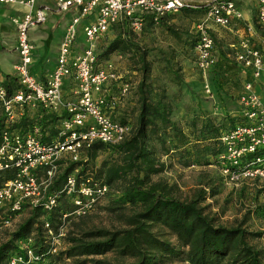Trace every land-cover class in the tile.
<instances>
[{"label": "built area", "instance_id": "1", "mask_svg": "<svg viewBox=\"0 0 264 264\" xmlns=\"http://www.w3.org/2000/svg\"><path fill=\"white\" fill-rule=\"evenodd\" d=\"M39 1L0 0L3 5L26 8L12 19L17 35L19 88L9 91L0 83V117L5 119L0 172L14 171L13 178L0 186V239L25 208L41 206L52 212L59 206L58 195L50 192V187L68 162L84 160L95 143L119 145L131 137L133 128L115 121L107 112L106 86L121 81L123 75L115 63L98 65L97 60L98 43L111 33L113 26L127 21L135 33H140L146 16H152L157 23L161 17L182 9L203 7L206 13L196 26L199 39L194 52L197 68L206 74L211 73L218 61L214 33L218 28L230 30L233 20L243 19L241 3L256 2L257 24L264 32V0H211L203 5L184 0H55L53 8L39 7ZM74 9L78 13L66 29L56 67L45 81H40L32 73L35 46L30 33L44 25L51 12L67 14ZM84 19L88 20L82 28L86 45L82 52L73 54ZM230 50L235 61L250 71L253 81L263 77L264 42L254 45L248 34L239 35L230 44ZM68 79L74 85L70 98L63 92ZM131 88L129 82H122L119 99L127 97ZM205 89L211 95L210 86ZM244 89L239 104L246 123L222 135L223 151L218 158L223 177L235 186L246 181H264V156L258 155L264 149V89L257 93L251 82ZM41 108L60 118L55 139L44 143L37 123L25 133L12 130L28 111ZM111 192L100 180L79 179L77 173L67 177L64 195L71 199L72 211L62 216L58 233L49 222L45 223L52 255L65 249L61 241L66 223L93 213ZM31 243V238L20 242L21 252L13 255L8 264H39L41 260Z\"/></svg>", "mask_w": 264, "mask_h": 264}, {"label": "trees", "instance_id": "2", "mask_svg": "<svg viewBox=\"0 0 264 264\" xmlns=\"http://www.w3.org/2000/svg\"><path fill=\"white\" fill-rule=\"evenodd\" d=\"M178 13L205 15L206 11L203 7L185 8ZM171 14L161 17L157 23L152 16H146L143 30L149 23L153 26L163 24L167 32L182 43V35L164 22ZM196 26L194 24L191 33L193 51L199 39ZM111 33L113 39L98 57L107 60L114 54L136 55L137 67L134 70L141 74L135 93L138 115L134 126L127 122L130 117L127 111H123L127 114L120 121L130 125L133 133L119 145L95 143L84 160L68 162L50 187V192L58 195L59 206L52 212L45 211L41 206L30 209L29 217L0 243V264H8L13 255L21 252L20 242L29 238L32 240L30 247L41 260L39 264H51V261L56 264L64 261L70 264H114L106 259L109 254H114L120 264H166L168 261L184 264H264V252L248 242L249 237L257 238L262 233L247 231L245 223L234 227L216 225L215 220L206 213L203 204L218 194L216 189L201 187L193 191L189 198L180 199L177 185L154 179L167 169L162 157H172L173 153L183 158L192 157L193 150L188 148L191 134L185 133L183 127L173 120L174 104L167 88L152 81V66L147 51L136 40L138 33L132 30L127 21L113 26ZM231 55L232 51L226 53L225 57ZM218 62L219 58L211 73L215 72ZM121 82L129 81L123 76ZM38 111L40 117L37 121L25 116L12 130L25 133L37 123L42 129V141L51 142L57 137L60 118L42 108ZM195 125L193 121L192 126ZM4 129L5 119L0 117V141ZM199 134L202 137L197 139L198 142L217 140L214 164L219 167L223 134L220 135L219 128L211 122L204 123ZM197 136L193 135L192 139ZM103 153H108L109 157L97 165ZM258 155L264 156V149ZM74 173L79 179L93 178L111 188L108 210L119 213L123 225L114 229L70 232L66 237L65 249L52 255L45 223L49 222L54 232L58 233L62 216L72 211L64 188L67 177ZM13 176V170L0 172V186ZM247 182L261 183L258 192H264V181ZM158 228L166 230V233H159L156 231ZM166 237H172L175 241ZM127 259L132 261L125 263Z\"/></svg>", "mask_w": 264, "mask_h": 264}, {"label": "rangeland", "instance_id": "3", "mask_svg": "<svg viewBox=\"0 0 264 264\" xmlns=\"http://www.w3.org/2000/svg\"><path fill=\"white\" fill-rule=\"evenodd\" d=\"M188 1L203 5L211 0ZM203 18V14L173 13L164 20L167 25L174 27L182 35V43L173 38L163 24L153 26L149 23L143 32L135 36L137 42L148 53V60L152 66V81L157 85L165 86L169 96L172 97L174 104L173 120L183 127L185 133L191 134L189 135L191 142L188 148L193 150L191 153L192 157L186 156L183 158V156L174 153L172 157H162L161 160L166 162L167 169L154 179H162L170 184L177 185L179 189L177 196L180 199L189 198L193 191L201 187L216 189L218 194L203 204L206 213L215 220L216 225L234 227L240 223H245L244 228L247 231L262 233L257 238L249 237L248 242L264 252V192H258L262 184L247 181L239 186L229 184L223 177L221 169L214 164L215 153L218 149L217 140L197 141V139L202 137L199 133L202 125L206 122L214 123V126L219 128L220 135L246 123L242 117L239 97L245 90L244 87L247 83L244 81L247 73L238 65L232 55L228 56L229 58L225 57L226 53L231 52L230 44L235 42V38L228 29L218 28L214 33L219 58L215 72L206 74L196 66V56L191 46L193 39L191 33L194 24H198ZM109 35L111 36H106L98 43V55L113 39V33ZM82 48L83 42L78 43V49ZM136 58L137 56H132V54H114L107 60L97 57L98 65L113 62L119 67L120 73L131 84L130 93L132 92V97H135L141 80V74L134 70L137 67L135 65L137 62ZM185 69H189L188 71L195 75L196 78L191 80ZM255 81L261 82L259 90L262 92L264 79ZM206 85L210 86L211 95L206 92ZM130 93L128 96H130ZM127 97L124 99H127ZM125 102L131 103L135 101H123V103ZM136 109L137 107H134V110L131 107L125 109V111L129 110L131 112L128 113L130 117H128L127 121L131 126H134L135 123L134 114ZM123 111L120 110L119 115L113 114L112 118L120 122L123 114H127ZM193 121L196 122L195 126H192ZM193 131L197 134H194L195 132ZM193 135L198 136L192 139ZM108 157V153L101 154L97 160V165L107 160ZM66 201L71 204V199L68 198ZM110 202L108 197L93 213L83 218L72 220L69 224L66 223L64 238L61 241L63 247L67 245L66 237L70 232L79 233L81 230L122 227L123 221L119 217V213L108 210ZM62 205L64 207V204ZM257 209H261V211L259 212ZM29 215L30 209L27 208L14 222L13 227L2 233L0 243L6 240L8 235ZM156 231L161 234L166 233V230L161 228ZM166 238L173 242L175 241L172 237ZM106 259H109L114 264H120L114 254H109ZM131 261L127 259L125 263H130ZM51 264L56 263L51 261ZM59 264H70V262L64 261ZM166 264L184 263L168 261Z\"/></svg>", "mask_w": 264, "mask_h": 264}, {"label": "crops", "instance_id": "4", "mask_svg": "<svg viewBox=\"0 0 264 264\" xmlns=\"http://www.w3.org/2000/svg\"><path fill=\"white\" fill-rule=\"evenodd\" d=\"M54 3L55 0H40L38 5L39 7L48 6L53 8ZM240 9L243 12V19L240 21H232V27L229 30L230 34H232L235 39L238 38L239 35L242 36L244 34H248V36L252 38L254 45L260 46L264 42V32L257 24L256 2H252L249 4L241 3ZM25 10L26 8L21 5L10 6L0 3V83H2L10 91L19 88V82L16 72V65L19 63V56L17 53V35L12 19L17 15H20ZM77 13L78 11L75 9L67 14H57L55 12H51L49 14L47 22L44 25L39 26L31 31L30 38L33 42V45L35 46L32 73L36 78H38V80L45 81L48 76L54 71L59 55V49L63 37L66 33V29L71 19ZM87 23L88 20L84 19L81 24L78 40L73 47V54L82 52L85 48L86 44L82 28ZM81 42H83V48L78 49V43ZM188 70L189 69H185V72L189 75V78H191V80L193 78H196V76L192 75ZM245 72L247 74L244 82L254 83V90L257 93H260L261 91L259 90V84L261 82L257 83L256 81H253L250 71L245 70ZM262 79H264V75L259 81H261ZM121 84L122 82L118 81L109 83L106 86L105 95L109 104L107 112L111 116L113 114L119 115L120 110L125 111L126 108L129 109L131 107L132 109H134V107H138L136 103V101H138L137 97H132V92L130 93V96L127 97V99H119ZM73 87L74 85L71 79L65 81L63 92L66 98H70ZM123 101L135 102L123 103ZM136 110L134 114L135 118L138 115V111ZM127 113L131 112H129L128 110ZM26 116L30 117L32 121H37V119H39L40 117L39 111L35 110L28 111Z\"/></svg>", "mask_w": 264, "mask_h": 264}]
</instances>
